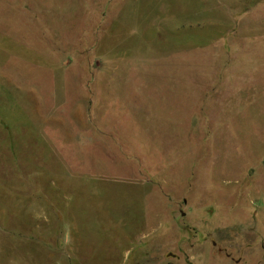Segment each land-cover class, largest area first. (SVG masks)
I'll return each mask as SVG.
<instances>
[{
	"label": "rangeland",
	"instance_id": "obj_1",
	"mask_svg": "<svg viewBox=\"0 0 264 264\" xmlns=\"http://www.w3.org/2000/svg\"><path fill=\"white\" fill-rule=\"evenodd\" d=\"M0 264H264V0H0Z\"/></svg>",
	"mask_w": 264,
	"mask_h": 264
}]
</instances>
